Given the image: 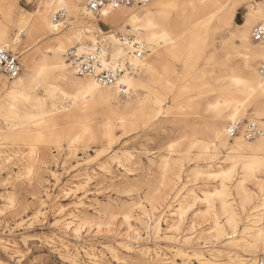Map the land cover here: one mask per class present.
Returning a JSON list of instances; mask_svg holds the SVG:
<instances>
[{"label": "rangeland", "instance_id": "rangeland-1", "mask_svg": "<svg viewBox=\"0 0 264 264\" xmlns=\"http://www.w3.org/2000/svg\"><path fill=\"white\" fill-rule=\"evenodd\" d=\"M39 1L0 0L1 20H14L11 36L16 39V45L8 43L6 46L21 56L22 74L26 71V57L36 53L35 57L39 59L37 52L52 38L40 41L37 34L29 38L25 23L20 21L33 17ZM234 1L222 7V11H216L212 20H209L211 7L193 19L197 25L187 35V43L181 44L176 57L170 59L175 70L171 75L174 79L172 91L155 94L147 88L141 92L140 95L159 98L162 102L158 117L148 124L118 126L113 129L116 137L110 140L104 138L103 130H97L96 141L79 139L77 130L67 131L78 124L65 120L48 123L39 130L34 126L24 128L22 134H18V140L1 138V262L201 264L199 259H204L210 261L204 264H229L230 257L242 256L252 259L250 264H253L264 256V252L253 254L244 247L255 244L246 229L258 221L256 215L261 209L257 207L264 198V170L260 164L247 180L246 195L250 202L243 205L245 194H238L235 188L242 177V165L229 160L228 151L211 144L210 138L212 125L220 119L210 112L208 104L222 101V96L229 92L226 84L231 78H245L241 71L244 50L233 34L248 21L250 8L258 4L261 11L264 10V0H246L231 12L233 23L229 25L225 14ZM68 2L69 11L65 12L69 26H61L54 32L60 33L59 36H71L74 29L81 27L72 11V1ZM152 3L114 11H145L153 7ZM60 11L64 9H58L57 13ZM157 16H160L156 17L159 22L168 23L167 12ZM95 17L100 18V15ZM260 22L250 24V37L252 28ZM100 27L102 32L114 29L103 21ZM20 29L24 32L18 35ZM130 31L131 27H126L125 35L145 42L152 55L146 38ZM89 44L87 41L86 45ZM73 47H68L66 52ZM226 63L234 67L233 73L216 70ZM205 71L209 73L207 76L200 75ZM167 76L166 72L160 71L164 84V79L171 77ZM14 82L0 77V91ZM38 91L43 93L41 89ZM128 98L134 99L133 94ZM121 101L127 102L126 98ZM71 102L67 98L62 103L71 106ZM94 109L88 114L96 123L105 111L100 105ZM263 118L257 116L250 98L245 112L236 121ZM224 122L226 126L231 123ZM193 140L197 144L190 148ZM235 141L236 138L231 139L230 143ZM206 145L216 155L211 169L205 168L207 163L194 161ZM189 149V157L193 160L186 158ZM258 158L264 161V151ZM178 167L181 170L175 173ZM227 169H234L227 182L226 199L237 216L238 227L237 233L232 235L226 219L220 215L219 201L214 200L213 212L219 216L218 222L228 234L217 238L216 220L212 215L204 216L207 205L194 204L193 197H204L219 190L221 180H209L207 175L196 177L194 172ZM129 216L131 218L127 220ZM80 225V234H77L74 229ZM231 240L236 244L229 243Z\"/></svg>", "mask_w": 264, "mask_h": 264}, {"label": "bare ground", "instance_id": "bare-ground-1", "mask_svg": "<svg viewBox=\"0 0 264 264\" xmlns=\"http://www.w3.org/2000/svg\"><path fill=\"white\" fill-rule=\"evenodd\" d=\"M29 1L33 3L36 0ZM68 1L41 0L37 5V10L33 13V17L27 19L22 18L20 20L22 23H25L29 38L33 34L39 35L37 40L40 41L49 37L52 38L47 45L37 52L40 56L39 59L35 57L37 55L36 53L35 55L27 56L25 60V73L20 75L11 87L6 88L4 86L3 90L0 91V140L1 138L5 140H18L20 137L18 134H22V129L24 128L34 126L36 130H39L48 123H58L64 120L78 124L69 128L67 130L68 133L77 130L79 132V139L95 141L98 139L97 130L105 131L104 138L110 140L116 137L113 129L118 126L128 127L139 122L148 124L152 119L158 117V114L161 112L162 102L159 98L152 99L150 96L140 95L141 92L147 88L150 93L155 94L161 91H172L174 79L171 75L175 74V70L170 59L176 57L177 52L181 48V44L187 43V35L194 25H197V23H193V19L203 15L207 8L209 9L211 7L213 9L211 12L209 11V15L212 13L209 16V20H212L216 11H222V7L227 6L228 2L230 3L233 0H153L154 2H151L153 7L145 11L124 13L108 8V14H104L105 9L102 11L100 18H96L94 14L88 12L82 6L80 0H71L73 5L71 7L73 9L72 11L74 12L77 23L81 24V27L77 30L74 29L71 36H59L60 33L54 32L58 31L61 26L57 30H52L50 25L55 23L54 16L58 9H64V12L69 11ZM245 1L235 0L233 2L230 11L225 14L226 24L231 25L233 23V15L231 12L235 8L241 7ZM165 12L169 15V21L163 24L156 17H160L157 15L161 14L163 16ZM2 14L3 9H0V47L7 48L6 45L8 43H14L16 45V39L14 40V37L12 38L11 36L14 20H1L3 18ZM261 14L262 11L258 4L250 8L248 11V21L240 26L233 34L244 50L241 71L245 78H231L226 84L229 92L227 95L222 96V101L218 100L215 103L208 104L210 112L215 118L220 119L210 129L211 144L223 147L229 153V160L242 165V177L235 188L238 194H245L243 205L250 202L246 195V182L261 164L258 155L264 151V136L252 142L245 141L242 138H236L234 143H230L231 138L228 136L227 129L233 122L230 117L235 114L236 120H239L242 113L245 112L246 103L250 98L254 101L257 116H264V95L259 91V65L264 62V47L255 44L250 37V24L259 21ZM172 15L174 18L171 17ZM150 19L156 27H148L147 22ZM101 21L106 25L112 26L114 28L113 31L109 33L102 32L100 27ZM126 27H131L130 33L146 38L147 43L152 48V55L148 45L140 41L145 45L146 51L150 54L142 62L135 61V64L139 67L137 75L125 76L122 79V82L132 89L134 96V99L126 98L127 102L125 103L121 101L124 98L119 96L116 88L101 87L92 80H82L77 77L64 60L63 55L66 53L68 47L88 48L91 45H95L98 37L108 34L107 38L111 40L113 46V55L116 57L124 56L125 53L121 47L118 35L128 36L127 34L125 35ZM23 32L24 30L20 29L18 35H21ZM161 32L168 34L167 41L150 42L151 35L159 36ZM98 34L100 36H97ZM34 41L36 42V40ZM34 41L33 43L35 44ZM87 41L90 42L89 45H86ZM150 56L151 58L148 59ZM43 66L49 69V73L38 87H34L33 81L36 73ZM161 70L168 74L167 77L171 76L168 79H164L165 84L160 77ZM216 70L220 71V73H233L235 69L226 63ZM201 74L207 76L209 73L205 71L204 73L200 72ZM236 80L247 81L248 87L236 84ZM251 88H255L256 90L250 91ZM38 89H41L43 93L40 94ZM25 96L28 99H25ZM67 98L72 101L71 106H66L62 103ZM97 105L102 106L105 112L97 119L96 123H93L95 119H92V116L88 113L93 112V110L95 111L94 107ZM217 105L219 106L218 108L215 107ZM141 114L143 116L139 117ZM226 120L231 122L228 126L224 122ZM63 133H66V131ZM196 144V140H193L190 148ZM190 152L191 150L189 149L186 153L188 160L190 159ZM215 157L216 155L211 153L209 146L206 145L194 161L207 163L205 168L211 169L214 167L212 161ZM0 168L2 167L0 166ZM180 170L181 167H178L175 173H179ZM209 171H195L194 175L196 177L207 175L206 178L209 180L220 179V189L204 197L195 195L193 197L194 204L203 203L207 205V212L204 216L212 215L214 217L216 220V237L222 238L228 234H226L225 229L218 222L219 216L213 212L212 205L214 200L217 199L220 203V215L226 219V224L232 230L231 234L234 235L237 233L238 219L231 209L230 202L226 199L228 196L227 182L231 180L234 169L218 172ZM262 202L257 207V209H261L260 213L256 215L258 221L246 229L247 234L254 240L255 244H245L244 247L248 252L253 254L264 252V198ZM130 218L131 216L127 220ZM69 226L67 224L68 228ZM80 230L81 225L75 228L74 232L80 234ZM229 243L236 244L235 240H231ZM196 257L202 258L203 255H196ZM199 260L201 264L210 262L204 259ZM251 261L252 259L242 258V256H233L230 257L229 264H250ZM0 264H4V262L0 261ZM163 264L166 263L163 262Z\"/></svg>", "mask_w": 264, "mask_h": 264}, {"label": "built area", "instance_id": "built-area-1", "mask_svg": "<svg viewBox=\"0 0 264 264\" xmlns=\"http://www.w3.org/2000/svg\"><path fill=\"white\" fill-rule=\"evenodd\" d=\"M82 6L90 13L99 16L105 9H130L143 7L153 0H80ZM118 7L111 8L110 4ZM95 5V7H93ZM54 22L59 26H69L67 13L62 11L54 16ZM108 30L105 33H109ZM107 35L98 38L95 45L88 48L75 47L66 52V61L74 74L83 79L94 81L101 87L116 88L121 98H128L132 89L122 82L125 76H134L139 71L135 61L146 59L145 45L134 36L118 35L124 56L113 55V46ZM252 41L264 47V23L257 24L251 32ZM86 47V46H85ZM20 55L14 53L10 48L0 47V77L7 82H14L20 77L23 67ZM259 73H264V62L259 68ZM231 139L242 138L245 141H256L264 136V118L258 120H240L231 123L227 129ZM254 264H264V256L256 259Z\"/></svg>", "mask_w": 264, "mask_h": 264}, {"label": "snow or ice", "instance_id": "snow-or-ice-1", "mask_svg": "<svg viewBox=\"0 0 264 264\" xmlns=\"http://www.w3.org/2000/svg\"><path fill=\"white\" fill-rule=\"evenodd\" d=\"M93 7H95V5H93ZM109 7L115 8V7H118V5L113 3V4H110ZM104 14L105 15L108 14L107 9L105 10ZM260 21H261V23H264V12H262V14H261ZM147 24H148L149 28L156 27V25L153 23V21L151 19L148 20ZM50 27L52 28V30H57L60 26L55 24V23H52L50 25ZM167 40H168V34L166 32H161V34L159 36H156V35L150 36V42H152V41H157V42L158 41H167ZM48 73H49V69L46 66L40 67L36 73V77L34 78L33 86L38 87L40 85V83L46 79ZM21 83H23V82H21ZM235 83L238 85H243L244 87H248V82L244 81V80H236ZM255 90H256L255 88L250 89V91H255ZM259 91L261 92L262 95H264V73L260 74ZM24 98L28 99V97H26V96ZM215 107L218 108L219 106L217 105ZM230 118L233 121V123H235L236 115L234 114ZM261 169L264 170V162H261Z\"/></svg>", "mask_w": 264, "mask_h": 264}, {"label": "crops", "instance_id": "crops-1", "mask_svg": "<svg viewBox=\"0 0 264 264\" xmlns=\"http://www.w3.org/2000/svg\"><path fill=\"white\" fill-rule=\"evenodd\" d=\"M255 26H256V25H255ZM255 26H254V27H255ZM254 27H253V28H254ZM253 28H252V29H253ZM251 32H252V30H251Z\"/></svg>", "mask_w": 264, "mask_h": 264}]
</instances>
